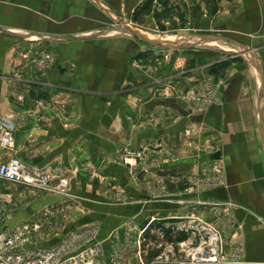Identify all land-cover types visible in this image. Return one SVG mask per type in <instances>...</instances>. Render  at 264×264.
Listing matches in <instances>:
<instances>
[{"label":"crops","instance_id":"1","mask_svg":"<svg viewBox=\"0 0 264 264\" xmlns=\"http://www.w3.org/2000/svg\"><path fill=\"white\" fill-rule=\"evenodd\" d=\"M11 116L0 163L69 181L58 193L0 179V228L31 248L97 228L96 264H193L199 238L179 218H198L219 223L226 257L264 264V0H0V121ZM161 187L178 197L155 201ZM16 192L29 201L15 206ZM150 217L137 253L123 225L136 218L134 237Z\"/></svg>","mask_w":264,"mask_h":264},{"label":"built area","instance_id":"2","mask_svg":"<svg viewBox=\"0 0 264 264\" xmlns=\"http://www.w3.org/2000/svg\"><path fill=\"white\" fill-rule=\"evenodd\" d=\"M212 92V86L208 85L199 99L208 100ZM15 121L16 116L0 121V142L3 147H11L14 141V127L11 122ZM0 179L40 190H48L54 186L58 193H65L69 184L65 178L58 179L49 172L29 169L17 156H10L0 163ZM151 196L157 202H170L178 197L165 187H161L157 192L152 191ZM124 201L122 197L117 203ZM154 220V217H150L143 228H138L134 237L136 218L125 221L123 232L138 246L137 253L145 231ZM179 220L185 221L182 222L179 231L199 238L198 247L190 255L193 264H243L240 260L225 256L219 223H209L198 218L181 217ZM97 235V228L82 229L63 235L55 245L48 248H31L32 241L30 237L23 235L22 230L3 227L0 228V264H96L102 254V245L97 242ZM233 236L235 234H232ZM168 259V255L161 256L151 264L167 263Z\"/></svg>","mask_w":264,"mask_h":264},{"label":"rangeland","instance_id":"3","mask_svg":"<svg viewBox=\"0 0 264 264\" xmlns=\"http://www.w3.org/2000/svg\"><path fill=\"white\" fill-rule=\"evenodd\" d=\"M131 28L133 29V30H135L132 26H131ZM135 31H137V32H139L140 33V35H142V36H144V37H146V38H148V39H151V40H154L155 42L156 41H159V40H156V39H152V36L151 35H153V34H150V33H142V32H140V31H138V30H135ZM210 41H214V42H218L217 40H215V39H212V40H210ZM199 45H202L203 47H210L211 45H214V44H211V43H209V44H206L205 45V42L203 41V42H200V44ZM211 47H213V46H211ZM131 152H133L134 150H130ZM130 152V153H131ZM68 183H69V181H68ZM2 182H0V188H2ZM2 190V189H1ZM5 190V189H4ZM4 190H2V191H4ZM17 193V197H16V199H15V201H14V204H15V206H21V205H24V204H26L28 201H29V198L28 197H23V196H21L19 193L20 192H16ZM20 196H19V195ZM24 195V194H23ZM10 209L8 208V205L6 204V202H5V198H1L0 197V221H2L3 222V224L5 223L4 221H6V216H7V214L9 213L8 211H9ZM148 221V220H147Z\"/></svg>","mask_w":264,"mask_h":264},{"label":"water","instance_id":"4","mask_svg":"<svg viewBox=\"0 0 264 264\" xmlns=\"http://www.w3.org/2000/svg\"><path fill=\"white\" fill-rule=\"evenodd\" d=\"M126 30H127L129 33H131L132 35H134L135 37H137L138 39L142 40V41L150 42V43H151V42H155V41H153V40H151V39H148V38H146V37H144V36L138 34L135 30H133V29L130 28V27H127ZM204 40H205V39H204ZM184 118H185V117H184ZM201 118H202V117H200V116H197V117H195V116H189V117H186V118H185V121H184V122L188 123V122H190V121H200Z\"/></svg>","mask_w":264,"mask_h":264}]
</instances>
